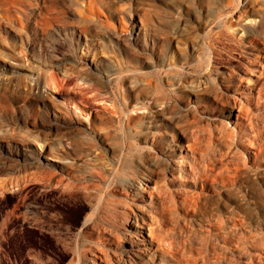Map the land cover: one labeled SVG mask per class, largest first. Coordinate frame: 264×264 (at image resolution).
<instances>
[{
  "label": "rangeland",
  "instance_id": "obj_1",
  "mask_svg": "<svg viewBox=\"0 0 264 264\" xmlns=\"http://www.w3.org/2000/svg\"><path fill=\"white\" fill-rule=\"evenodd\" d=\"M0 132L35 139L0 149V264H85L89 219L119 264L123 203L166 238L137 264H264V0H0Z\"/></svg>",
  "mask_w": 264,
  "mask_h": 264
},
{
  "label": "bare ground",
  "instance_id": "obj_2",
  "mask_svg": "<svg viewBox=\"0 0 264 264\" xmlns=\"http://www.w3.org/2000/svg\"><path fill=\"white\" fill-rule=\"evenodd\" d=\"M46 85L50 90L58 89L57 80L53 76L50 77ZM42 91L47 93L45 88H42ZM227 116L229 119H234L235 116L238 119H242V107L237 106V104L230 106L227 110ZM34 143L35 139L29 137L20 142V145L11 137L0 132V149L3 148L4 150L7 145L12 154L23 158L30 156L31 147ZM58 160V158L53 159V161ZM145 181V178H140L136 184L134 182L130 183L125 191V195L129 198L133 196H139L141 198L146 197L145 194L147 193V190L148 192L150 191L147 189L149 185H147ZM146 206L149 207L148 204H146ZM146 208H133L129 206V204L123 203L119 211V215H121L119 218L121 219L122 224L128 227L127 232H129V235L131 233L130 238H127L129 247L128 253H132L134 257L139 258V262H147L151 259L150 256L154 243L162 244L165 243L166 239L155 225L157 217L153 207L150 209ZM90 221L91 220L89 219L85 223V225L89 227L88 232L91 236V240L88 241L85 249V264H110L111 259L108 254L109 251L106 252L104 248L106 245L114 244L116 237L114 233L115 230L112 231L113 229L102 227L101 224L99 226L96 224L97 226L92 225V227H90ZM93 226H95V228ZM133 256L124 259L119 264H137L138 261Z\"/></svg>",
  "mask_w": 264,
  "mask_h": 264
}]
</instances>
